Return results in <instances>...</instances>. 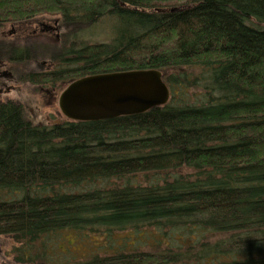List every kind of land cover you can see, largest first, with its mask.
I'll use <instances>...</instances> for the list:
<instances>
[{
  "label": "trees",
  "instance_id": "1",
  "mask_svg": "<svg viewBox=\"0 0 264 264\" xmlns=\"http://www.w3.org/2000/svg\"><path fill=\"white\" fill-rule=\"evenodd\" d=\"M47 16L57 45L8 39V27L34 37L21 28ZM110 20L107 40L85 36ZM1 64L60 91L157 70L171 93L143 114L43 127L0 104V190L19 195L0 199V236L20 244L10 264H264V0H0ZM156 228L189 238L154 250L117 238L67 263L49 252L65 231Z\"/></svg>",
  "mask_w": 264,
  "mask_h": 264
},
{
  "label": "rangeland",
  "instance_id": "2",
  "mask_svg": "<svg viewBox=\"0 0 264 264\" xmlns=\"http://www.w3.org/2000/svg\"><path fill=\"white\" fill-rule=\"evenodd\" d=\"M47 17L51 18L52 20H56L52 17ZM35 24H33V26ZM113 27L114 23L110 20V22H107L97 29H94L93 32H86L85 36L90 38V34L94 33V38L96 41L107 40V36L105 37V34L110 35ZM6 30L12 31L13 29L8 27ZM21 31H23V27L21 28ZM58 36L61 37V32ZM7 37L12 42H15L17 40V35L15 37L12 35V33L11 36ZM30 40L31 39H25V41ZM35 41L43 40L39 38L35 39ZM43 65L48 66L49 64L47 65L44 62H40L36 64V67L41 68V66ZM32 67H34L33 64ZM50 69H52V66H50ZM60 90L61 89H59V86L57 85L51 86V88L50 86L45 88L25 86L21 88L18 93L12 95V98L15 99L16 96L18 97V99L22 102L21 105L23 106L28 118L31 119L34 125L39 126V124H42V127L52 126L54 122L64 121L66 119L60 112L58 105L59 97L64 91ZM143 182H145V180H143ZM105 183L106 182H103L101 185H105ZM18 196L19 195H14L7 191L0 190V199L12 200L17 198ZM181 234L182 233H173L172 237H165L162 236L156 228L146 231V233L141 237H138V232L137 234H135V232L127 230L119 232L116 236L111 235L110 237L103 239L102 236H99V234L95 233H78L74 231H65L64 233L56 236L53 240L50 241L49 252H51L50 256L54 257L57 263H67L71 262L72 260L83 261L89 259L95 253L103 254L102 251H104L105 249L101 247V244L106 241H108L106 248L108 249L114 246V241L117 238L118 242H120L121 245L132 244L134 243V240H137L139 238V241L136 244H141V248L143 250H154L158 242L163 243L164 246L168 243L171 245H179L180 242L178 241V239L180 241H184V239L189 238V234L184 235V237H182ZM174 236L176 237V239H174ZM192 237H195V232H192ZM19 246L20 244H17L11 236H0V264H10L12 258H14L12 252L15 247Z\"/></svg>",
  "mask_w": 264,
  "mask_h": 264
},
{
  "label": "water",
  "instance_id": "3",
  "mask_svg": "<svg viewBox=\"0 0 264 264\" xmlns=\"http://www.w3.org/2000/svg\"><path fill=\"white\" fill-rule=\"evenodd\" d=\"M170 96L160 71H129L76 80L62 92L58 105L70 121L99 122L165 106Z\"/></svg>",
  "mask_w": 264,
  "mask_h": 264
},
{
  "label": "flooded vegetation",
  "instance_id": "4",
  "mask_svg": "<svg viewBox=\"0 0 264 264\" xmlns=\"http://www.w3.org/2000/svg\"><path fill=\"white\" fill-rule=\"evenodd\" d=\"M17 32L18 29L17 30L13 29L12 35L16 37ZM22 32L33 33L32 35H34V37H32L31 35L22 37L21 35H19V37H16L17 40L33 39L35 37H38L54 45H57L60 42V36H58L60 35L59 22L57 21L56 23V21L52 20L51 18H47L45 20H40L36 22V24L33 26V29H32V25L23 27ZM71 60L74 61V57H71ZM41 68L42 69L45 68L49 70L50 66L43 65L41 66ZM23 87L25 86L19 84L18 80L13 76V73L3 68V65L1 64L0 65V104L11 103L16 106L23 107L21 105L22 102L18 99L17 96L15 99L12 98V95L18 93L19 90ZM26 120L28 121V123L34 125L31 119L26 118ZM39 127H42V124H39Z\"/></svg>",
  "mask_w": 264,
  "mask_h": 264
}]
</instances>
